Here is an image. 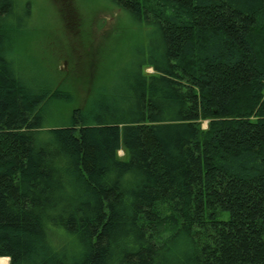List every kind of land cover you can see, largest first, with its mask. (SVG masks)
<instances>
[{
  "label": "trees",
  "instance_id": "trees-1",
  "mask_svg": "<svg viewBox=\"0 0 264 264\" xmlns=\"http://www.w3.org/2000/svg\"><path fill=\"white\" fill-rule=\"evenodd\" d=\"M111 1L149 38L51 123L75 96L24 78L29 8L0 0V257L264 264V0Z\"/></svg>",
  "mask_w": 264,
  "mask_h": 264
},
{
  "label": "rangeland",
  "instance_id": "rangeland-1",
  "mask_svg": "<svg viewBox=\"0 0 264 264\" xmlns=\"http://www.w3.org/2000/svg\"><path fill=\"white\" fill-rule=\"evenodd\" d=\"M21 5L31 15L14 37L24 78L34 86L64 85L75 96L51 105V123L67 121L74 107L83 106L98 76L106 81L98 85L120 89L132 61L128 53L149 38V27H141L111 0H22ZM0 264H10V258L0 257Z\"/></svg>",
  "mask_w": 264,
  "mask_h": 264
}]
</instances>
